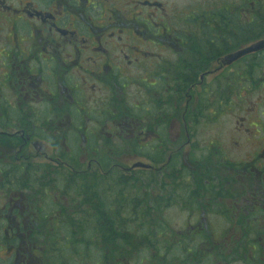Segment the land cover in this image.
Wrapping results in <instances>:
<instances>
[{
    "label": "flooded vegetation",
    "instance_id": "af4514ba",
    "mask_svg": "<svg viewBox=\"0 0 264 264\" xmlns=\"http://www.w3.org/2000/svg\"><path fill=\"white\" fill-rule=\"evenodd\" d=\"M263 67L264 0H0V264H39L13 244L27 233L28 174H160L181 161L174 143L197 142L204 110L232 100H256L240 121L262 150L246 157V183L205 184L218 195L204 205L227 203L264 237ZM120 153L150 167L126 169ZM260 247L251 264H264Z\"/></svg>",
    "mask_w": 264,
    "mask_h": 264
},
{
    "label": "trees",
    "instance_id": "16d2710c",
    "mask_svg": "<svg viewBox=\"0 0 264 264\" xmlns=\"http://www.w3.org/2000/svg\"><path fill=\"white\" fill-rule=\"evenodd\" d=\"M219 101L227 104L230 99L220 96ZM199 153L203 156L204 149ZM181 162L173 156L160 174L146 172L150 177L137 172L85 177L58 175L55 176L60 180L58 184L48 180L49 177L40 181L38 176L28 174L23 185L24 190L31 189L27 197L29 224L25 236L13 244H20L27 251L29 247L31 256L39 264H234L241 261L244 253L239 252L248 251V244L233 243L232 250L230 244L216 242L212 237L215 234L204 225L175 231L167 219L168 211L186 197L177 195L181 193L177 188L188 191L186 202L190 205L198 202L204 205L207 198L216 199L218 195L216 190L204 187L217 184L215 174L205 175L199 167V172L192 173L184 170ZM152 176L162 179L152 182ZM150 184L158 188L157 197L145 189ZM166 187L169 188L165 192ZM55 190L61 193L60 197L55 196Z\"/></svg>",
    "mask_w": 264,
    "mask_h": 264
},
{
    "label": "rangeland",
    "instance_id": "374dc122",
    "mask_svg": "<svg viewBox=\"0 0 264 264\" xmlns=\"http://www.w3.org/2000/svg\"><path fill=\"white\" fill-rule=\"evenodd\" d=\"M190 1H192L193 3L195 2V0ZM223 1L225 0H217V2L220 3H222ZM226 1H228V3L230 2V0ZM261 71L264 72V67L261 68ZM252 83L256 84V79L252 80ZM131 93L132 91L128 92V104H132L134 100L131 96ZM261 94H264V92H262ZM242 96L245 97L248 95L242 94ZM230 98L233 97L231 96ZM255 101H246L247 105L240 106V104H235L236 102L232 100V106L230 105V107L227 108V112L226 110L225 112H221L220 109L218 110V115L212 114L213 111L211 109L205 112L203 116L204 121L202 122L201 127L198 128L199 134L197 135V139H195V141L197 142L186 147H182L184 146L182 143H174L172 145L173 150L178 149L181 146L180 159L182 161L181 164H183V169L189 170L194 173L197 172L196 168L199 167V170L201 168L200 171H203L205 175L215 174L214 176L217 177L218 181H222L223 186L226 188H231L232 184L239 185V183H246L247 180L244 179L245 177H242V175L241 177L239 176L240 173L244 174L243 171L250 170L249 167H246V164L249 163V161L246 160V157H248L252 153H255L256 151H261L262 147L258 146V144L256 143L257 138L255 139L254 137H257V135H255L254 133L244 132V129L247 127V123L244 120L240 121V118L243 117L248 108L249 110L253 109ZM263 120L264 117H262L261 121ZM253 122L258 126L257 120H250L249 124ZM254 128L259 130L257 127ZM176 131L177 133L180 131L178 125L176 126ZM194 132V135H196L197 131L195 130ZM127 145L128 147L131 146V144ZM201 149H204L203 156H200L202 154L199 153ZM118 156L120 157L118 159L119 164L126 169L130 168L131 164L142 163V161H139L134 157L132 158V155L127 153H122ZM129 172L132 171L129 170ZM140 173L142 176H148L147 173ZM122 174H124V172ZM259 176L261 177V173L258 174V177ZM151 178L152 182L162 179V177L158 176H152ZM51 179L58 184L60 182V180L57 181V177L55 176H50L48 178V180ZM167 188L169 187H166L165 192L167 191ZM145 189L148 190V192H150L153 197L158 196V191H155L158 188L153 184L148 185ZM171 189L172 188H170V190ZM177 189L181 191V193L178 192L177 195H186V197L184 199H181L179 202H176L173 209L171 208V210H169L167 213V219H169L175 231H181L184 229L190 230L191 228H193L192 225H204V228L206 230L211 231L212 234H215V236L212 237L216 239V242H218L219 244H230L232 250L235 249L233 243L237 244L240 242L244 245H249L251 242L256 243L255 241H257L262 247H264V237H261L259 234V231H262L259 225L247 223V221H245L246 219L242 220L243 217H240L241 215L238 216L237 212L235 215V219L233 217L234 210H232L231 206L229 207L227 203L226 205L213 204L210 206H205L198 202L190 205L188 204V201L186 202L188 198V191L187 193L182 192L184 191L182 187ZM49 190L50 189H48L46 193H48ZM29 191H31V189H25L23 191L26 198L30 194L28 193ZM219 193H221V191H219ZM55 196L60 197L61 193L58 190H55ZM61 201L64 202V200ZM193 212L200 214V216L196 217L197 215H193L191 216V218H189V215H192ZM221 213L223 214L222 218L220 216L218 217V215ZM205 221L207 222V224ZM28 224L29 223L27 220L26 226H28ZM235 231L236 234L234 235ZM252 236H254V239H252ZM208 237L210 238V236ZM256 238H258V240ZM28 252H30L29 247ZM239 253H244L243 258L248 261V264H251L249 261L250 255L248 251ZM256 255L260 256V258L262 257V255L260 254ZM243 258L241 261H237L234 264H247V262L244 263L245 260L243 261ZM256 264H262V262H258Z\"/></svg>",
    "mask_w": 264,
    "mask_h": 264
},
{
    "label": "water",
    "instance_id": "95a60500",
    "mask_svg": "<svg viewBox=\"0 0 264 264\" xmlns=\"http://www.w3.org/2000/svg\"><path fill=\"white\" fill-rule=\"evenodd\" d=\"M253 50V48H249V49H246V50H243V51H240V52H237L236 54L232 55V56H229L230 58H227V64H230L231 62L237 60L238 58L244 56L245 54L251 52ZM230 59V60H229ZM144 168V169H148L149 166H146V165H142V164H136L133 166V168Z\"/></svg>",
    "mask_w": 264,
    "mask_h": 264
}]
</instances>
